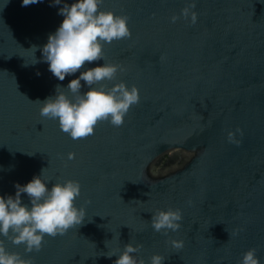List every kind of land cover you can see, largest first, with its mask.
I'll return each instance as SVG.
<instances>
[{"label": "water", "instance_id": "1", "mask_svg": "<svg viewBox=\"0 0 264 264\" xmlns=\"http://www.w3.org/2000/svg\"><path fill=\"white\" fill-rule=\"evenodd\" d=\"M192 2L103 0L131 31L103 45L105 62L124 69L105 83L135 85L140 99L121 126L98 121L74 140L33 102L74 77L24 66L41 58L29 48L57 29L62 5L0 0V195L45 168L47 181L79 182L75 204L86 212L38 252L0 237L9 252L33 264H114L104 254L132 243L145 264L154 254L164 264H239L254 248L264 264V0H195V24L181 15ZM169 208L181 210L180 229L154 231L152 214Z\"/></svg>", "mask_w": 264, "mask_h": 264}, {"label": "clouds", "instance_id": "2", "mask_svg": "<svg viewBox=\"0 0 264 264\" xmlns=\"http://www.w3.org/2000/svg\"><path fill=\"white\" fill-rule=\"evenodd\" d=\"M40 2L43 0H22L21 6ZM102 3L103 0H71V3L53 0V5H62L58 15L63 19L57 29L49 33L43 46L33 45L29 48L34 49V55L39 48L41 58L35 56L33 63L24 64L27 67L45 62L48 71L59 81H64L66 76L74 77L66 86L58 84L54 94L33 101L40 104L42 117L57 121L61 131L74 140L93 135L98 121L107 120L113 126H121L130 107L139 103L140 99L135 85L129 88L124 81L112 83L111 86L105 83L114 81L117 72L124 69L105 62L103 45L130 38L131 31L126 15L103 10L100 8ZM194 8L195 0L181 10V15L186 20L190 17L193 24L198 18ZM177 19L178 16L171 17L173 23ZM98 61L102 63L85 67L86 62L92 64ZM77 72L79 75H75ZM37 75L40 73L37 72ZM227 138L230 143H239L232 131H229ZM73 158L74 154L70 153L69 159ZM44 169L25 184L17 182L14 185L15 195H0V237L10 238L17 245L23 244L26 252L40 251L46 235H63L81 224L86 216L85 210L75 204L80 196L79 182L47 181L43 178ZM22 194H27V203L23 201ZM181 220V210L169 208L153 213L151 225L154 231L167 233L178 231ZM171 244L176 249L183 247L181 240H173ZM138 251V246L127 243L118 255L115 252L104 255L108 258L116 256L114 264H145L142 258L138 260L135 256ZM0 264L33 262L22 258L19 253L9 252L3 240H0ZM150 264H164V258L154 254ZM239 264H259L256 250L249 249Z\"/></svg>", "mask_w": 264, "mask_h": 264}]
</instances>
